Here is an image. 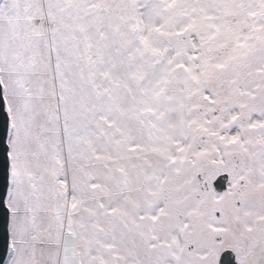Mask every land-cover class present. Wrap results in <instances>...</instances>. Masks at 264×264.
<instances>
[{
	"label": "snow or ice",
	"instance_id": "6c2138e0",
	"mask_svg": "<svg viewBox=\"0 0 264 264\" xmlns=\"http://www.w3.org/2000/svg\"><path fill=\"white\" fill-rule=\"evenodd\" d=\"M0 90L2 264H264V0H0Z\"/></svg>",
	"mask_w": 264,
	"mask_h": 264
},
{
	"label": "water",
	"instance_id": "95a60500",
	"mask_svg": "<svg viewBox=\"0 0 264 264\" xmlns=\"http://www.w3.org/2000/svg\"><path fill=\"white\" fill-rule=\"evenodd\" d=\"M6 114L3 112V99L2 90H0V236L3 235L5 229L6 234V209H4V196L7 188V159H6ZM225 187L224 182L221 181L218 185V189ZM3 241L0 240V244ZM6 255V249L0 251V264H2V258Z\"/></svg>",
	"mask_w": 264,
	"mask_h": 264
}]
</instances>
